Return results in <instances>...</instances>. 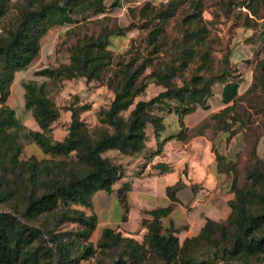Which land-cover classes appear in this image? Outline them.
Returning a JSON list of instances; mask_svg holds the SVG:
<instances>
[{"label":"trees","instance_id":"trees-1","mask_svg":"<svg viewBox=\"0 0 264 264\" xmlns=\"http://www.w3.org/2000/svg\"><path fill=\"white\" fill-rule=\"evenodd\" d=\"M104 1L20 0L14 6L18 11L15 23L7 26L4 18L10 12L11 1L0 0V203L11 208L9 211L0 209V264H80L90 258L96 251L90 238L98 226V217L92 213L93 197L100 190L112 192L125 173V166L106 154L111 150L125 156L143 152L149 141V127L159 140L166 129L165 118L153 108L156 104L165 105L166 100L178 101L169 113L177 112L184 128L185 115L198 107H209L210 85L225 80L224 76H217L209 81L187 82L180 86L174 82L178 71L172 67L166 72L154 73L166 90L151 100L135 104L136 97L146 89L145 84L138 83L146 62L134 71L127 65L122 81L112 88L114 100L108 108L100 110L99 124L90 126L82 119L81 112L89 109L87 104L72 109L69 133L58 141H53L48 134L61 117L60 108L46 95L45 83L38 86L35 82H27L25 108L32 111L41 129L30 130L28 135L46 154L74 155L75 161L70 164L40 162L34 158L21 160L23 146L16 130L22 125L16 110L8 104L16 74L30 67L40 53L42 38L52 27L73 24L72 15L76 13L106 12ZM257 1L260 0H244V3L253 8ZM180 2L174 0L172 4ZM173 14L174 9H171L162 13L160 18L166 20ZM111 33L105 32L95 39L78 43L71 49L69 64L44 68L37 75L54 82L79 77L88 82L99 79L111 64L112 53L108 49ZM153 38L151 34V44L155 42ZM188 55V50L182 51L181 66H185ZM224 82L223 101L234 104L240 85L236 81ZM110 85L112 87V83ZM232 106L213 116L220 129L224 124L227 126L225 130L231 127L223 118ZM127 111L128 116L124 114ZM235 133L233 131L231 135ZM179 137H185L184 131ZM257 141L252 146V163L246 168L244 185H240L237 177L233 178L231 190L235 198L229 203L232 212L225 221L208 219L197 236L187 238L181 245L180 230L173 225L165 227L162 222V218L171 214L172 207L145 212L153 217L152 220L143 219V226L147 228L145 238L149 240L151 255L159 260V264H264V160L257 155ZM163 143L158 142V153L162 151ZM215 151L219 169L232 174L231 160ZM155 168L161 173L170 170L164 164ZM182 186L179 182L167 188L172 201H178L176 193ZM129 188L126 183L119 189L126 213L129 211ZM45 216L78 224L82 229L77 237L61 236L45 223L35 224ZM97 248L103 253L120 249L115 264H143L147 259L144 242L123 237L112 227L102 230ZM202 250L212 251L215 261H200L197 255ZM100 264L105 263L101 261Z\"/></svg>","mask_w":264,"mask_h":264},{"label":"rangeland","instance_id":"rangeland-1","mask_svg":"<svg viewBox=\"0 0 264 264\" xmlns=\"http://www.w3.org/2000/svg\"><path fill=\"white\" fill-rule=\"evenodd\" d=\"M10 1V12L4 18L7 26L15 23L18 11L14 6L20 0ZM172 1L174 0H105L106 12L76 13L72 15L75 21L73 24L57 25L48 31L41 40L40 53L30 67L16 74L11 87L12 96L8 100L22 125L16 130L18 141L23 146L21 160L34 158L40 162L62 161L70 164L75 161L74 155L65 157L46 154L28 135L33 130L26 123L28 121L38 127L34 131L41 129L32 111L25 108L27 82H35L38 86L45 83L46 95L60 108L61 117L48 134L53 141H58L69 133L72 109H79L87 104L89 109L81 112L82 119L90 126L98 125L100 110L108 108L114 100L112 88L122 81L125 67L129 65L134 71L146 62V69L138 80L139 84L146 85V89L136 97L135 104L141 100H151L165 91L154 73L166 72L172 67L178 71L174 82L180 86L187 82L196 84L206 79L209 81L217 76H224V81L239 83L237 99L234 104L231 102L233 106L225 114L223 121L231 126L226 130L230 134L228 140L241 132L247 144L246 150L239 152L230 164L233 171L231 176L237 177L240 185H244L246 168L252 163V146L264 135V1H257L253 8H248L244 0H201L198 4L200 0H181L178 4H172ZM171 9H174L172 16L166 20L160 18L162 13ZM105 32H113L108 38V49L112 57L111 64L99 79L88 82L86 78L79 77L54 82L48 77L37 75L44 68L69 64L72 47L84 40L95 39ZM151 34L154 44L149 40ZM185 49L189 55L185 66H181V54ZM224 81L210 83V98L221 102L219 94ZM164 103L165 105L156 104L153 110L155 113L166 114L167 131L173 134L179 130L180 116L177 112L169 113V109L175 107L178 101L166 100ZM124 114L128 116L129 111ZM215 126L219 128V125ZM226 127L224 124L221 129L225 130ZM233 131L236 133L231 135ZM106 156L116 163L131 159L116 150L109 151ZM0 209L9 211L11 208L3 202L0 203ZM42 223L49 225L59 235L71 238L77 237L82 229L78 224L60 221L53 216L42 217L35 224ZM112 228L120 232L116 226ZM96 233L95 230L90 238L96 248L95 253L80 264H100L101 261L115 264L120 249L114 248L103 253L97 248L102 231ZM120 233L123 237H130ZM145 236L146 234L139 238L131 237L144 242L148 252L143 264H159V260L151 255L149 240ZM179 238L181 245L187 239L183 235ZM197 258L200 261L211 260L212 251L202 250Z\"/></svg>","mask_w":264,"mask_h":264},{"label":"crops","instance_id":"crops-1","mask_svg":"<svg viewBox=\"0 0 264 264\" xmlns=\"http://www.w3.org/2000/svg\"><path fill=\"white\" fill-rule=\"evenodd\" d=\"M224 85L219 94L221 102L210 98L208 108L198 107L185 115L184 128L178 120L179 130L170 134L166 126L158 140L149 127L147 148L137 155L128 156L131 159L122 163L125 174L114 185L113 191L100 190L93 197V211L98 217L96 234L105 227L116 226L123 235L139 238L147 233V228L142 226L143 219L153 218L145 212L166 207L173 210L162 218L163 225H173L180 230L178 236L185 238L197 236L208 219L217 222L228 219L232 212L229 203L235 198L231 190L233 177L219 169L215 149L232 160L246 150L247 144L241 132L228 140L229 132L215 126L213 116L231 105L223 101ZM162 115L165 118L166 114ZM26 123L31 129H38L31 121ZM182 131L184 138L179 137ZM159 141L164 143L158 153ZM256 152L264 160V135L257 141ZM159 164L169 166L170 170L161 173L155 168ZM179 182L183 186L176 193L178 201L174 202L168 196L167 188ZM126 183L130 185L127 213L119 198V189Z\"/></svg>","mask_w":264,"mask_h":264}]
</instances>
